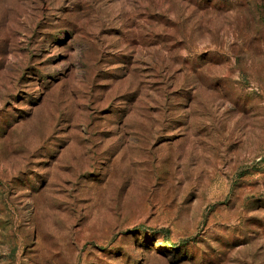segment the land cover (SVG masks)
<instances>
[{
	"label": "rangeland",
	"instance_id": "1",
	"mask_svg": "<svg viewBox=\"0 0 264 264\" xmlns=\"http://www.w3.org/2000/svg\"><path fill=\"white\" fill-rule=\"evenodd\" d=\"M0 264H264V0H0Z\"/></svg>",
	"mask_w": 264,
	"mask_h": 264
}]
</instances>
